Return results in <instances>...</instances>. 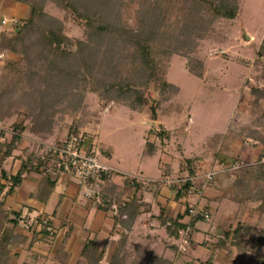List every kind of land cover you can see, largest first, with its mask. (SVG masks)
I'll list each match as a JSON object with an SVG mask.
<instances>
[{
  "label": "rangeland",
  "instance_id": "374dc122",
  "mask_svg": "<svg viewBox=\"0 0 264 264\" xmlns=\"http://www.w3.org/2000/svg\"><path fill=\"white\" fill-rule=\"evenodd\" d=\"M151 1L120 0L119 17L123 26L140 30L141 17L149 7V14L156 17L158 11L151 9ZM238 1L240 9L236 18L212 20L211 15H206L205 21L197 23L189 39L177 36L186 21V8L181 1L165 8L167 17L156 27L170 36L165 44L173 50L169 54L161 52L157 60L161 75L171 85L163 89L162 84L159 86L151 81L142 88L138 86L149 99L144 109L131 108L125 98L115 95L116 90L106 92L97 81L96 91L79 89L77 95H60L61 98L58 93L53 94L49 98L54 100L52 107L41 109L35 96L24 100L14 89L10 92L8 83L12 79L5 76V69L9 61H20L22 54L0 47V85L5 83L2 87H9L7 95L11 97L8 110L6 106L0 107V141L9 142L16 131L15 126L25 127L24 131H19L22 139L17 144L25 156V149L28 148V153L33 152L36 142H54L71 133H81L86 146L100 152L101 160L121 169H116L112 179L118 174V179L128 180L131 185L134 179L139 180L141 187L138 190H142L144 199L153 204H156V194L162 190L166 194L162 197L168 214L178 205L175 194L187 179L179 172L181 162L186 157L201 156L198 161L200 172L193 181V186L199 187L201 192H189L185 197L200 196L202 202L195 206L211 214L206 221L215 225L213 216L216 214L220 218L224 216L221 220L227 227L236 226L240 220L246 221L255 225L257 235L264 229V213L258 214L252 208L258 199H246L252 186L237 180L247 179L250 172H255L256 167L264 163V157L259 158L263 144L253 135L255 130L264 134V118L261 117L264 106H254L252 91L257 87L264 88V57L259 60L258 56L264 41V0ZM45 12L60 20L67 36L86 38V22L73 11L49 1ZM30 13L28 4L0 0V34L13 33L11 24H3L4 18L26 21ZM177 38H180L179 42ZM191 67L203 74L198 76ZM4 113L10 115L2 118ZM40 114V121L35 122V117ZM48 120H51V128L44 131L33 128L44 126ZM166 130L170 132L169 137L159 135ZM217 134L224 136L223 143H215L222 147L221 151L210 144ZM150 145H155L153 153L148 151ZM110 151L113 154L109 159L107 153ZM17 153L22 155L20 151ZM213 172L216 173L214 179L207 181L206 174ZM219 179L222 185H217ZM256 183V179L252 181L253 186ZM218 186L223 188V196L219 198L223 203L218 205L210 201L205 205L206 195L214 196ZM26 220L27 223L32 221ZM222 236V232L216 233L213 243Z\"/></svg>",
  "mask_w": 264,
  "mask_h": 264
},
{
  "label": "trees",
  "instance_id": "16d2710c",
  "mask_svg": "<svg viewBox=\"0 0 264 264\" xmlns=\"http://www.w3.org/2000/svg\"><path fill=\"white\" fill-rule=\"evenodd\" d=\"M28 4L31 9L30 16L26 21H17L13 26L12 34L3 32L0 34V47L3 50L13 53L22 54L20 61H9L5 76L9 81L8 85L15 92L21 94V98L35 96L38 98L39 107L48 110L52 107L54 100L49 99L50 95L59 94L58 98L64 95H77V91H85L86 89L95 90L94 87L99 83L106 92H113L121 95V99L125 98L126 103L133 109H144L149 104V99L141 90L144 85H148L151 81L157 82L162 88L171 85L165 81L161 75V66L157 60V55L161 52L169 54L173 49L169 50L165 41L170 36L167 32L161 33L158 22L164 21L167 17L166 7H170L181 1L183 8H186V21L180 26L178 37L189 39L193 30L197 28V23L205 21L206 15L213 19H234L239 14L238 0H150L151 9L158 11V15L154 14L141 17L142 27L140 30H134L123 26L119 17V1L120 0H14ZM52 1L60 7L73 11L79 18L84 19L87 25L85 39H72L67 36L63 30V24L60 20L52 17L45 12L46 3ZM148 1V0H146ZM149 17V20L148 18ZM178 42L180 38H177ZM181 43V42H180ZM182 45V44H181ZM171 47V46H170ZM259 60L264 57V41L263 46L258 50ZM129 60L128 63L126 61ZM125 61V62H123ZM191 70L201 76L202 72H197L194 67ZM112 76V78H109ZM97 81V83L95 82ZM95 82V83H94ZM101 83V84H100ZM5 83H1L0 87V107L8 110V103H11L10 94L7 95L9 87H2ZM7 85V84H6ZM90 85H92L90 87ZM141 88H137V87ZM13 91V90H12ZM254 106H264V88H254L253 90ZM56 92V93H55ZM62 93V94H60ZM60 95H62L60 97ZM58 96V95H57ZM116 99V98H115ZM120 99V98H119ZM118 100V98H117ZM78 102V101H77ZM74 102L75 105L78 104ZM3 114L1 117L3 118ZM41 114L35 117V122ZM152 116L154 114L152 113ZM264 118V111L261 115ZM34 122V123H35ZM48 120L44 126H35L36 129L51 128ZM16 131L9 142L0 141V155H10L17 148V144L22 139L19 131H24L25 127H14ZM35 129V130H36ZM18 130V131H17ZM2 132L1 134H3ZM159 135L170 136L169 131H163ZM255 139L263 144L262 152L259 158L264 157V134L261 131L253 132ZM224 136L217 134L214 142L210 144L215 149H220L217 144L221 143ZM155 145L148 147L149 153H153ZM25 149L24 163L16 175L11 176L12 188L18 184L22 175L26 171H41V162L34 152L28 153ZM201 156L186 157L180 165L179 172L186 176L184 184L178 188L176 198L187 196L189 189L193 186L194 179L198 176L200 168L198 161ZM37 161V164H34ZM44 173L43 171H41ZM104 176L106 185L103 189L104 203L100 205L105 211H112L115 223L123 229L121 238L117 247H115L109 264H171L169 260L159 256L156 252H148L146 248L136 247L128 248V235L132 229L134 222L144 213L147 207L145 201L137 195V190L141 187V182L135 180L132 182L135 191L132 196L125 194L123 190H117V184L111 182L112 176ZM47 179L56 181V177L45 173ZM257 180L255 186L252 185L253 180ZM238 182H245L246 186H252L249 190L247 198L258 199L253 210L258 213H264V163L256 167L255 172H250L247 179H238ZM130 183V181H129ZM113 203L117 204V210L112 209ZM195 206V205H193ZM187 203L185 210L178 213L175 217L164 215L163 212L154 215L159 219L161 225L165 227L168 235L178 239L180 231L192 228L195 234V227L201 221L208 220L203 212L194 215L190 213L193 207ZM14 215L11 217V215ZM190 216V221L184 219ZM40 220V219H38ZM20 221V215L10 213L2 208L0 202V264H8L10 261L9 246L15 243L16 233L15 226ZM7 222H14L15 226L9 228ZM48 233V229L44 230ZM192 238L188 245L190 246ZM180 249L179 241L176 243ZM219 247H227L232 249L236 247L238 251L244 255L248 250L253 251L258 257L259 263L264 262V229L257 232L255 225L246 221H239L237 225L230 231L224 232L217 243ZM105 253V247L99 248L94 240H89L83 250L85 259L91 264H100V260ZM204 264H213L209 259Z\"/></svg>",
  "mask_w": 264,
  "mask_h": 264
},
{
  "label": "crops",
  "instance_id": "0c3cea01",
  "mask_svg": "<svg viewBox=\"0 0 264 264\" xmlns=\"http://www.w3.org/2000/svg\"><path fill=\"white\" fill-rule=\"evenodd\" d=\"M18 151L22 152V155L18 154ZM107 154L110 159L113 152ZM24 160V152L19 147L10 155L4 153L0 155V202L5 211L20 215L18 225L15 226L14 222L6 223L9 228L15 226V239L18 238L8 248L11 257L8 264H91L83 255L89 240H94L99 248L105 247L100 264H109L123 231L115 223L112 211L108 212L94 206L91 201L83 197L81 186L77 181L69 177L62 181L56 180L52 185L53 180L47 179L41 171H26L21 181L12 188L11 176L19 172ZM113 167L121 171L118 167ZM217 181V185H222L221 179ZM111 182L117 184V190H123L129 196H132L136 189L128 180L118 179V174ZM214 190V196L206 195L205 205H209L210 201L218 205L223 203L219 199L223 196V188L218 186V189ZM136 193L149 204L129 231L127 244L129 249L146 248L148 252L158 253L171 264H204L209 259H212L213 264H248L253 260L256 261L255 264H264V262L259 263L253 251L248 250L242 255L236 247L232 249L219 247L217 245L219 239L213 243L212 238L216 233L224 234L235 227L225 226L221 220L224 216L220 218L219 214L213 216L215 225L214 222H199L187 252H181L176 245L178 239L170 237L154 215L163 212L167 216H176L185 210L187 203L191 206L200 205L202 202L200 196L194 195L190 198L183 196L178 199L176 192L174 198L178 205L173 206L171 214H168L166 203L163 202L166 194L162 190L156 194L158 196L156 204L146 201L142 190H137ZM175 209L177 211L174 215ZM13 216L12 214L11 217ZM41 217L47 220L48 233L44 230L40 232L34 224L30 228H25L22 224L27 222L25 219L33 221ZM184 220L190 221V216H186Z\"/></svg>",
  "mask_w": 264,
  "mask_h": 264
},
{
  "label": "built area",
  "instance_id": "2783aa9c",
  "mask_svg": "<svg viewBox=\"0 0 264 264\" xmlns=\"http://www.w3.org/2000/svg\"><path fill=\"white\" fill-rule=\"evenodd\" d=\"M17 21L14 19L4 18L3 24H11ZM34 154L43 162L41 171L48 173L58 181L69 177L77 181L81 186V194L84 198L91 201L94 206L99 207L104 203L103 189L106 185L104 176H111L116 169L100 159V152L96 149H90L85 144L83 134L75 132L69 134L66 138L59 141L46 142L39 141L34 145ZM37 164V161L34 163ZM216 173L206 174V180L214 179ZM192 194L201 192L199 187L192 186L189 189ZM112 209L117 210V204L113 203ZM203 212L207 219L211 218V214L205 209L191 208L192 215ZM25 228H30L32 224L39 228L40 232L49 228L45 217L40 220H33L30 223H22ZM194 231L188 227L180 231L178 238L180 249L185 251L188 249L190 238L193 237Z\"/></svg>",
  "mask_w": 264,
  "mask_h": 264
}]
</instances>
